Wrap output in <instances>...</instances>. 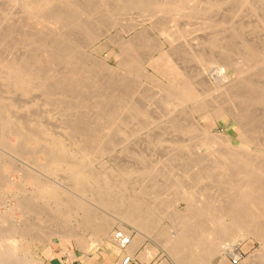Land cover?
<instances>
[{
    "label": "rangeland",
    "instance_id": "1",
    "mask_svg": "<svg viewBox=\"0 0 264 264\" xmlns=\"http://www.w3.org/2000/svg\"><path fill=\"white\" fill-rule=\"evenodd\" d=\"M49 1L44 10L31 13L21 1L0 0V64L6 58L17 57L31 68L25 87L18 88L0 76V228L15 226L14 231L8 230L7 235L0 238V243L5 244L2 246H8L4 251L12 253L8 262L0 261V264H71V261H74L72 264H114L117 253L121 252L115 249L118 244L111 236L125 229L130 232L131 240L142 237L143 241L152 242L164 260L183 264L180 261L183 253L174 252L170 242L186 224L187 218L198 216L200 207L212 206L216 202L215 196L218 194V198L221 193L213 179L216 174L207 168L199 171V166L192 167L191 162H201L211 150L222 149L226 144L235 145L230 147L236 152L239 149L237 154L240 156L255 154L254 157L264 158V99L257 97L260 85L264 84V0H138L139 3L130 6L121 5L118 0H90L93 8L87 12L83 10L87 0ZM80 6L79 11L77 8ZM79 15L83 16L76 18ZM48 30L63 39L64 43L58 49L51 46L52 34L47 33ZM91 31L96 35L90 36ZM60 32H63V37L58 34ZM249 45L261 53L251 55ZM160 55L165 61L161 57L157 59ZM162 61L165 64L162 65ZM216 66L229 73L226 83L235 84V91L229 94H217L216 90L212 95L207 93L213 85L207 78H211L218 68ZM159 67L161 69L157 71ZM168 67L170 71L166 69ZM211 67L215 70L211 71ZM245 67L247 70L244 72ZM171 68L178 71L183 68L191 76L187 83H191L193 89H206V95L201 96L204 101L201 113L207 116L201 123L210 132L223 133L228 137L219 145L214 139L210 147L201 145L200 140L194 141L197 138L192 133L195 132L177 131L168 117L154 124L134 109L141 105L152 111L158 109V114H162L180 105L177 111L185 106L184 110L199 117L193 112L190 102L181 104L168 93L172 86L169 79L176 73ZM248 77L259 83L258 87L249 85ZM214 98L217 100L215 103L210 101ZM230 110L246 118L248 125L257 124L263 128L261 133L255 134L253 142L248 143L235 132L237 123L230 117ZM145 122L148 128L139 133V126ZM158 130L163 133L153 136L152 133ZM58 137L66 150L69 149V157L82 156L77 150L83 147L89 156L95 153L91 159L94 162L88 169L100 179L106 175L112 179L111 198L118 199L123 193L137 204V214L142 215L141 223L126 220L122 215L124 208L108 207L79 190L64 166L60 171L49 164L51 170L42 169L47 163L44 159L49 149L57 147L53 141ZM167 157L174 158V163L169 164ZM142 162H149L151 169L159 170L147 171L141 166ZM183 163L188 165L184 166L187 172L181 170ZM29 169L36 176L40 174L38 177L41 179H48L59 190L57 195L50 199L42 198L35 186L34 175L26 178ZM54 172L58 174H52ZM171 175L175 177L170 178ZM122 181H126L125 185ZM189 194L196 201L191 207L187 201ZM72 195L80 200L83 196L89 199L92 214L89 220L65 200V197L73 198ZM21 204L23 207L28 205L31 210L27 206L25 211ZM203 218L208 227L205 237L211 243H205L207 250L203 246H194L191 252L201 257L191 264H264V228L254 226L253 233L231 229L228 235L218 237V231L213 229L216 225L212 227L211 219ZM222 218L230 220L226 214ZM101 219L114 222L105 235L94 231V225ZM234 241H237L235 250L229 248ZM222 254L225 260L220 263L219 255ZM127 255L131 254L123 251V256Z\"/></svg>",
    "mask_w": 264,
    "mask_h": 264
},
{
    "label": "bare ground",
    "instance_id": "2",
    "mask_svg": "<svg viewBox=\"0 0 264 264\" xmlns=\"http://www.w3.org/2000/svg\"><path fill=\"white\" fill-rule=\"evenodd\" d=\"M17 1H21L23 3V5L25 6V8L31 12V13H36V12H40V10H44L46 8V6L49 4V0H17ZM88 4H86V7H83V5H81L84 9L85 12H87L86 10L93 8L92 5V1L90 2V0H87ZM101 1V0H99ZM104 1V0H103ZM121 1V5L123 3L124 6H130L133 3H139L138 0H118ZM142 1V0H141ZM145 1V0H143ZM147 1V0H146ZM208 1V0H207ZM9 2V1H8ZM102 2V1H101ZM148 2V1H147ZM146 2V3H147ZM187 3V2H186ZM196 3V2H195ZM214 3V2H213ZM2 4V3H1ZM67 4V3H66ZM85 4V3H84ZM193 4V3H192ZM232 4V3H231ZM95 5V4H94ZM199 5V4H198ZM235 5V4H234ZM81 6L77 9H79ZM109 6V5H108ZM123 6V7H124ZM67 7V6H65ZM75 7V6H74ZM149 7V6H148ZM147 7V8H148ZM160 7V6H159ZM165 8V7H164ZM168 8V7H167ZM202 9V8H201ZM225 9V8H223ZM71 10V9H68ZM74 10V9H73ZM76 10V9H75ZM134 10V9H133ZM161 10V9H160ZM2 11V10H1ZM72 11V10H71ZM177 11V10H176ZM229 11V10H228ZM77 12V11H75ZM162 12V11H161ZM249 12V11H248ZM83 12H81L82 14ZM169 13V12H168ZM40 14V13H39ZM154 14V13H153ZM220 14V13H219ZM199 15V14H198ZM203 15V14H202ZM241 15V14H240ZM73 16V15H72ZM82 17L83 15H79L78 17ZM173 16V15H172ZM137 17V16H136ZM223 18V17H222ZM229 18V17H228ZM155 19V18H154ZM200 19V18H199ZM220 19V18H219ZM21 20V19H20ZM159 20V19H158ZM157 20V21H158ZM169 20V19H168ZM215 20V19H214ZM81 21V20H80ZM89 21V20H88ZM143 21V20H142ZM166 21V20H165ZM170 21V20H169ZM172 21V20H171ZM54 22V21H53ZM62 22V21H61ZM84 22V21H83ZM162 22V21H161ZM164 22V21H163ZM181 22V21H180ZM52 23V21H51ZM88 23V22H87ZM128 23V22H127ZM53 24V23H52ZM55 24V23H54ZM57 24V23H56ZM113 24V23H112ZM38 25V24H37ZM62 25V23L60 24ZM92 25V24H89ZM36 26V25H35ZM59 26V25H58ZM43 27V26H40ZM70 27V26H69ZM123 27V26H122ZM30 28V27H29ZM60 28V26H59ZM64 28V25H63ZM66 28V27H65ZM68 28V27H67ZM66 30H69L67 29ZM92 30V27H89ZM45 29V28H44ZM61 29V28H60ZM216 29V28H215ZM21 30V29H20ZM38 30V29H36ZM66 30H65V34L66 35ZM186 30V29H185ZM219 30V29H218ZM2 31V30H1ZM0 31V32H1ZM52 31V30H51ZM59 30L57 29V32ZM64 32V30H62ZM105 31V30H104ZM258 31V30H257ZM29 32V31H28ZM31 32V31H30ZM62 32V33H63ZM94 31L90 32V36L95 33H93ZM49 34H52L51 32H48ZM55 33V32H54ZM61 32L58 33L61 36L63 35ZM254 33V32H253ZM16 34V33H15ZM28 34V33H27ZM121 34V33H120ZM228 34V33H227ZM59 35V36H60ZM96 35V34H95ZM184 35V34H183ZM52 41H51V46H53V48L58 49L61 45H63V39H59L58 36H55V34H52ZM69 36V35H68ZM67 36V37H68ZM82 36V35H81ZM230 36V35H229ZM12 37V36H10ZM39 37V36H38ZM42 37V36H40ZM63 37V36H62ZM80 37V36H79ZM188 37V36H187ZM21 38V37H20ZM37 38V37H36ZM35 38V39H36ZM50 38V37H48ZM61 38V37H60ZM209 38V37H208ZM13 39V38H12ZM111 39V38H110ZM189 39V38H188ZM11 40V38H10ZM114 40V39H113ZM217 40V39H216ZM58 41L59 44H58ZM66 41V40H65ZM82 41V40H81ZM225 42V41H224ZM257 45V44H256ZM191 46V45H190ZM249 49V53L251 55H257L261 53V50L258 49H253L251 48V46H247ZM33 48V47H32ZM62 48V47H61ZM128 48V47H127ZM192 48V47H190ZM255 48V47H254ZM189 49V48H188ZM130 50V49H129ZM25 51V50H24ZM164 51V50H163ZM180 51V50H179ZM195 51V50H194ZM210 51V50H209ZM65 52V50H64ZM166 52V51H165ZM164 52V53H165ZM169 52V51H168ZM167 52V53H168ZM38 53V52H37ZM54 53V52H53ZM70 53V52H69ZM134 53V52H133ZM52 54V53H51ZM122 54V53H121ZM195 55H199V53H194ZM216 54V53H215ZM218 54V53H217ZM145 55V54H144ZM163 55V53H162ZM167 55V54H165ZM170 55V53H168V56ZM184 55V54H183ZM222 55V54H221ZM4 57V56H3ZM7 57V56H6ZM163 58V56H159V58H157L158 60ZM165 57V56H164ZM185 57V56H184ZM202 57V56H201ZM1 58V57H0ZM39 58V57H38ZM122 58V57H121ZM154 58V57H153ZM224 58V57H223ZM244 59V58H243ZM247 59V58H246ZM63 60V59H62ZM157 60V61H158ZM186 60V59H185ZM211 60V59H210ZM2 62V67L0 68V76H2L4 79H7L9 82L14 83L15 85H17L18 88H21V86H23L25 84V80L27 79L26 77L29 76V74L31 73V68L29 69L28 65H26V63H24L22 60H18L17 57L16 58H6L4 59ZM97 61V60H96ZM153 61V60H151ZM161 61V60H160ZM159 61V62H160ZM163 61L164 58H163ZM162 61V65L165 64ZM187 62V61H186ZM61 63V62H60ZM132 63V62H131ZM135 63V62H134ZM222 63V62H221ZM123 64V62H122ZM133 64V63H132ZM256 64V63H255ZM44 65V64H43ZM127 65V64H126ZM161 65V66H162ZM199 65V64H198ZM237 65V64H236ZM36 66V65H35ZM129 66V65H128ZM215 66V65H214ZM213 66V67H214ZM241 66V65H240ZM39 67V66H38ZM46 67V66H45ZM130 67V66H129ZM158 67V65H157ZM165 67V66H164ZM218 67V66H216ZM44 69V67H42ZM64 68V67H63ZM94 68V67H93ZM156 68V67H155ZM180 68V67H179ZM246 68V69H245ZM244 68V72L247 70V67ZM258 68V67H257ZM46 69V68H45ZM44 69V70H45ZM54 69V68H53ZM69 69V68H68ZM161 69L160 67L157 68ZM169 69L170 71V67L166 68ZM174 69H177L176 67H174ZM171 68L172 71L176 72L175 74H173L174 72H172L173 76L170 77V83H171V89H169L170 94H172V96L177 99V102L179 101L181 104L183 102H190V104H192V109L193 112H196L199 114V117H197L194 113H191V111H186L184 110L186 107H182L183 109L178 110V106L180 105H175L172 109L168 110V112H164L162 114H158V109L154 111H157V114H153L154 111H152L150 108V110L148 108H144L141 105L139 106H135L134 109L137 110V112H140L143 116L147 117L150 119V121H152V123H159V120H162L163 118H167L170 119V124L178 130H180V132L184 131H191V132H195L192 133L194 134L195 139L196 140H200V144L201 145H212L213 143V139L215 141H218V145L220 142H223L221 140H226L228 137L223 134V133H212L208 130L207 127H205V125L203 126L201 121L204 120L206 118L205 115H203L201 112L203 110V105H204V101H202L201 96L202 95H206V93L203 91H200V89L197 90L193 89V86L191 83H187V79L191 78L190 75H188V73L183 70L180 69V71L178 70H174ZM185 69V67H184ZM188 69V68H187ZM196 69V68H195ZM211 71L215 70V68L212 70V67L210 68ZM241 69V68H240ZM72 70V69H71ZM156 70V69H155ZM164 70V69H163ZM189 70V69H188ZM209 70V69H208ZM168 71V70H167ZM168 71V72H169ZM209 71V72H211ZM242 71V70H240ZM253 71V70H252ZM123 72V71H122ZM161 72V70H160ZM243 72V71H242ZM256 72V71H255ZM161 73H164V71H162ZM160 73V74H161ZM122 74V73H121ZM168 74V73H166ZM170 74V73H169ZM211 74V73H210ZM229 74V73H228ZM227 74V71L222 68V67H218L214 73H212L211 78H207V80H210L211 83H213L212 87L209 89V91L207 92L208 94H211L213 92V90L217 91V94H222V93H226L229 94L231 93V91H235L236 87L234 86L235 84H227L226 80L229 79V76ZM107 75V74H106ZM152 75V74H151ZM169 76V75H167ZM171 76V75H170ZM150 77V76H149ZM203 77V76H202ZM231 77V76H230ZM253 78V77H252ZM234 79V78H233ZM247 80L248 84L251 85L252 87L255 86V84L259 85V83H256L255 81L250 80V78L248 77ZM197 80V79H196ZM69 81V80H68ZM101 81V80H100ZM203 81V80H202ZM231 81V80H230ZM235 81V80H234ZM233 81V82H234ZM240 81V80H239ZM263 81V80H262ZM50 82V81H49ZM116 82V81H115ZM200 82V81H198ZM255 82V83H254ZM4 83V82H3ZM109 83V82H108ZM195 83V81H194ZM206 83V82H205ZM236 83V81L234 82ZM51 84V83H50ZM54 84V83H53ZM58 84V83H57ZM91 84V83H90ZM55 85V84H54ZM170 86V85H169ZM25 87V85H24ZM34 87V86H33ZM49 87V86H48ZM63 87V86H62ZM65 87V86H64ZM63 87V88H64ZM251 87V88H252ZM196 88V87H194ZM246 88V87H245ZM79 89V88H78ZM166 89V88H165ZM242 89V88H241ZM244 90V89H243ZM246 90V89H245ZM44 91V90H42ZM50 91V90H49ZM60 91V90H59ZM63 91V90H62ZM215 91V92H216ZM258 95L257 97H261V99H264V84L260 85L259 87V91H258ZM214 93V92H213ZM241 94V93H240ZM69 95V94H68ZM72 95V94H71ZM167 95V94H166ZM169 95V94H168ZM212 95V94H211ZM4 96V95H3ZM14 96V95H13ZM51 97V96H50ZM70 97V95H69ZM167 97V96H166ZM171 97V98H173ZM242 97V96H241ZM251 97V96H250ZM137 98V96H136ZM217 98V97H216ZM216 98H214L213 100H210L212 102L217 101ZM23 100L25 98H22ZM170 99V97H169ZM65 100V99H64ZM204 100V99H203ZM17 101V100H16ZM173 101V99H172ZM206 101V100H205ZM208 101V100H207ZM221 101V100H220ZM95 103V102H94ZM148 103V102H147ZM215 103V102H214ZM231 103V101H230ZM112 104V103H111ZM141 104V103H140ZM185 104V103H184ZM183 104V105H184ZM188 104V103H187ZM248 104V103H247ZM63 105V104H62ZM149 107H151V103H148ZM210 105V103H209ZM213 105V104H212ZM221 105V104H220ZM67 106V105H66ZM145 106V105H143ZM244 106V105H243ZM231 107V106H230ZM246 107V106H245ZM226 108V107H225ZM237 108V107H236ZM240 109V107H238ZM237 108V110H238ZM260 108V107H259ZM5 109V108H4ZM41 109V108H40ZM231 109V108H229ZM228 109V110H229ZM26 110V109H25ZM51 110V109H50ZM88 110V109H87ZM235 111V109H233ZM34 111V110H33ZM82 111V110H81ZM232 111V110H230ZM83 112V111H82ZM97 112V111H95ZM160 112V111H159ZM38 113V112H37ZM161 113V112H160ZM228 113V112H227ZM46 114V113H45ZM216 114V113H215ZM219 114L221 115L222 112H219ZM259 114V113H258ZM23 115V114H22ZM34 115V114H33ZM133 115V114H132ZM228 115V114H227ZM229 115L231 118H233L236 123L237 126L235 129V132L238 134V136L243 137V139H246L245 141H247L248 143L253 142L254 140V136L257 133H261V126L257 125V124H252V125H248L246 122V118L242 117L239 115V113L237 112L236 114L232 112H229ZM252 115V114H250ZM264 115V113H263ZM4 116V114H3ZM8 116V115H7ZM24 116V115H23ZM224 116V115H223ZM255 116V115H254ZM46 117V115H45ZM117 117V116H116ZM225 117V116H224ZM253 117V116H251ZM48 118V117H47ZM126 118V116H125ZM64 119V118H63ZM86 119V118H85ZM113 119V117L111 118ZM143 119V118H141ZM140 119V120H141ZM218 119V118H217ZM18 120V119H17ZM41 120V119H40ZM73 120V119H72ZM210 120V119H209ZM264 120V119H262ZM28 121V120H27ZM144 121V120H143ZM54 122V121H53ZM69 122V121H68ZM109 122V121H108ZM130 122V120H129ZM136 122V121H135ZM134 122V123H135ZM257 122V121H256ZM14 123V121H13ZM24 123V122H23ZM96 123V122H95ZM100 123V122H99ZM110 123V122H109ZM149 123V122H148ZM20 124V123H19ZM79 124V123H78ZM108 124V123H107ZM251 124V123H250ZM261 124V123H260ZM17 125V124H16ZM30 125V124H29ZM47 125V124H46ZM73 125V124H72ZM81 125V124H80ZM118 126V125H117ZM119 127V126H118ZM132 127V126H131ZM134 127V126H133ZM11 128V127H10ZM85 128V127H84ZM136 128V127H135ZM147 124L145 123H141V125L138 128V132L139 131H143L144 129H147ZM23 129V128H22ZM25 129V128H24ZM33 129V128H32ZM43 129V128H42ZM53 129V128H52ZM121 129V128H120ZM133 129V128H132ZM167 129V128H166ZM171 129V128H170ZM80 130V129H79ZM127 130V129H126ZM55 131V130H54ZM58 131V130H57ZM165 131V130H164ZM173 131V130H172ZM176 131V132H177ZM53 132V131H52ZM100 132V131H99ZM44 133V132H43ZM56 133V132H55ZM62 133V132H61ZM111 133V132H110ZM140 133V132H139ZM150 133H152L150 131ZM162 134V130L158 132H154L152 133V135L154 136L155 134ZM39 134V133H37ZM78 134V133H77ZM175 134V133H174ZM187 134V133H186ZM54 135V134H53ZM66 135V134H65ZM179 135V134H178ZM261 135V134H260ZM36 136V135H35ZM55 136V135H54ZM119 136V135H118ZM230 136V135H229ZM263 136V135H262ZM23 137V136H22ZM26 137V136H25ZM34 137V136H33ZM37 137V136H36ZM39 137V136H38ZM44 137V136H43ZM66 137V136H65ZM92 137V136H91ZM107 137V136H106ZM167 137V136H166ZM165 137V138H166ZM172 137V135H171ZM179 137V136H178ZM2 138V137H1ZM142 138V137H141ZM174 138V137H173ZM34 139V138H33ZM40 139H42L40 137ZM46 139V138H45ZM54 139V138H53ZM92 139V138H91ZM108 139V138H107ZM152 139V138H151ZM178 139V138H176ZM188 139V137H187ZM190 139V138H189ZM240 139V138H239ZM168 140V139H167ZM241 142L242 139H240ZM50 141V140H49ZM65 141V140H63ZM186 141V140H185ZM188 141V140H187ZM244 141V142H245ZM261 141V140H260ZM55 144H57V147H55L54 145V149H49V155L47 154V156L45 157L47 161H45L46 164H43L44 167L43 168H58L60 171V167L64 166L67 170V172L70 175V180H72L73 185L75 187H77L79 190H81L82 192L85 193H89L93 199H95V201L97 200L100 203L106 204L108 207H113V208H124L123 209V213L122 215H124L126 220H129L131 222H136L139 221L141 223V213L137 214V208L134 204L133 201H130V198L127 197L125 194H120L118 196V199H113L111 198V193L110 190L112 188V179L109 178V176L106 175V177L103 178H98L96 176L93 175V172L91 170L88 169V167L91 165V162L93 159V156H89L87 150L85 149V147L81 148V150H77L78 152L82 153V156H75L74 158L69 157V155L67 154L68 150H66V147H64L61 139L58 137L56 138L55 141H53ZM178 142V141H177ZM184 142L183 140L181 141V143ZM189 142V141H188ZM228 142V141H227ZM233 142V141H232ZM240 142V143H241ZM243 142V143H244ZM96 143V142H95ZM119 143V142H117ZM180 143V142H178ZM191 143V142H190ZM195 143V142H194ZM37 144V143H36ZM193 144V143H192ZM191 144V145H192ZM260 144V143H258ZM141 145V144H140ZM183 145H185V142L183 143ZM217 145V146H218ZM231 147H234L232 144H230ZM230 145L226 144L224 146V148L222 149H216L215 151H212L211 148L209 151L210 153L207 155V157L204 160H201V162H197L192 164L191 161H188L189 163L191 162V165H193L192 167L195 166H199L200 170L199 171H205L206 168L209 171L214 172L216 175L213 177V179L217 182V184L215 183V185H217L219 187V189L221 190V193L219 192V197L217 198L218 194L215 196L214 198V202L212 206H206V207H200L199 209V213L198 216L193 217H189L186 219V224L182 227V229L180 230V232L178 231L176 233V235L173 237L171 243V246L174 250V252L176 251L177 253L180 254V252L183 253V259H181V263L183 264H191L192 262L198 261V258L201 257V255L197 256L195 255V252L192 253L191 251L193 249H195V245L196 247L198 246H203L205 248V250L208 249V247L206 246L207 244L205 243H211L210 240H206L205 234L207 233V229L208 227L206 226V224L204 223V216L211 219L210 224L213 225L215 224L216 226L213 228L215 230L218 231V237H223L226 236L230 233L231 229H233L234 231L236 230H243V231H251V233H253V227L257 226L260 229L264 228V158L263 157H251L250 155H244L245 156H240L237 153L240 152V150L238 149L237 152L235 150H233V148L230 147ZM41 146V145H40ZM39 146V147H40ZM72 146V145H71ZM103 146V145H102ZM150 146V145H149ZM223 146V145H222ZM221 146V147H222ZM243 146H245L243 144ZM81 147V146H80ZM112 147V146H111ZM158 147V146H157ZM180 147V146H178ZM197 147V146H196ZM220 147V148H221ZM23 148V147H22ZM38 148V146H37ZM132 148V147H131ZM237 148V147H235ZM242 148V147H241ZM251 148V147H248ZM39 149V148H38ZM43 149V148H42ZM134 149V147H133ZM180 149V148H179ZM183 149V148H182ZM191 149V148H190ZM215 149V148H214ZM245 149V148H243ZM89 150V149H88ZM101 150V149H99ZM138 150V149H137ZM181 151V150H180ZM204 151V150H203ZM253 151V150H252ZM255 151V150H254ZM42 152V151H41ZM45 152V151H43ZM93 152V150H92ZM138 152V151H137ZM148 152V151H147ZM187 152V151H186ZM192 151H189V153H191ZM197 152V151H196ZM246 152L247 149H246ZM261 152V151H260ZM171 152H169L170 154ZM177 153V152H176ZM208 153V151H207ZM249 153V152H248ZM163 154V153H161ZM195 154V153H194ZM205 154V153H204ZM240 154V153H239ZM1 155V154H0ZM35 155V154H34ZM45 155V154H44ZM124 155V154H123ZM167 155V154H165ZM181 155V153H180ZM188 155V154H187ZM182 156V155H181ZM115 157V156H114ZM164 157V156H163ZM166 157V156H165ZM172 157V156H170ZM167 157L168 159V163L169 164H173L174 163V158H170ZM191 157V156H190ZM195 157V156H194ZM204 157V155H203ZM201 157V158H203ZM193 158V157H192ZM197 158V157H196ZM163 159V158H162ZM200 159V158H199ZM123 160V158H122ZM127 160V159H126ZM161 160V159H160ZM176 160V159H175ZM193 160V159H192ZM196 160V159H195ZM119 161V159H118ZM159 161V160H158ZM166 161V160H164ZM94 162V161H93ZM92 162V163H93ZM184 162V161H183ZM187 162V164H188ZM158 163V162H157ZM177 163V162H176ZM186 163V162H185ZM39 164V163H38ZM49 164V166H48ZM178 164V163H177ZM176 164V165H177ZM181 164V163H180ZM185 165L183 163V167H182V171H186L188 169H185L184 166H188ZM204 164H207L206 166ZM39 165H42L41 163ZM141 165V164H140ZM175 165V166H176ZM47 166V167H46ZM143 169H146L147 171H157L159 169L154 168L151 169V163L149 162H142ZM156 166V165H155ZM159 166V165H158ZM162 166V165H161ZM160 166V167H161ZM197 166V167H198ZM165 167L166 166H162ZM179 167V166H178ZM51 168L49 170H51ZM63 168V167H62ZM181 168V166H180ZM52 169V171H54ZM136 169V168H135ZM174 169V168H173ZM193 169V168H192ZM205 169V170H204ZM65 170V169H64ZM167 170V168H166ZM28 171H30V173L26 172L28 175L26 176V178L32 174L31 169H29ZM47 172V170H45ZM51 171V172H52ZM169 170H167L168 172ZM179 171V170H178ZM196 171V170H195ZM40 172V171H39ZM187 172V171H186ZM194 172V171H193ZM198 172V171H197ZM211 172V173H212ZM35 174V172H33ZM171 173V172H170ZM184 173V172H183ZM189 173V171H188ZM204 173V172H203ZM202 173V174H203ZM32 174V176L34 175ZM42 174V173H41ZM51 174V173H50ZM52 174H58V173H52ZM156 174V173H155ZM193 174V173H192ZM200 174V172H199ZM38 175V174H37ZM40 175V174H39ZM38 175V176H39ZM167 175V174H166ZM36 175L33 176V179H35V186L37 187V189L40 191V195H42V198L45 199H50L53 198L57 195V190L56 187L54 185H52V183H50V181H47L48 179L44 180L41 179V177H38ZM41 176V175H40ZM155 176V175H154ZM174 176L171 175L169 176L170 178ZM190 176V175H189ZM202 176V175H201ZM211 176V175H210ZM49 177V176H48ZM66 177V176H65ZM169 177L167 179H169ZM175 177V176H174ZM199 177V176H197ZM44 178V177H43ZM46 178V177H45ZM180 178V177H179ZM32 179V180H33ZM54 179V178H53ZM174 179V178H173ZM176 179V178H175ZM181 179V178H180ZM26 180V179H25ZM31 180V183H32ZM127 180V179H126ZM179 180V179H178ZM28 181V180H26ZM172 181V180H171ZM177 181V180H176ZM180 181V180H179ZM183 181V180H182ZM195 181V180H194ZM213 181V180H212ZM56 182V181H55ZM196 182V181H195ZM63 183V182H62ZM118 183V182H117ZM121 183H123L125 185L126 181H122ZM200 183V182H199ZM115 184V183H114ZM177 184V183H176ZM187 183H185L186 185ZM198 184V183H197ZM214 184V182H213ZM34 185V184H33ZM119 185V183H118ZM175 185V184H174ZM182 185V184H181ZM180 185V186H181ZM185 187V186H184ZM201 187V185H200ZM191 188V187H190ZM195 188V187H194ZM36 189V188H35ZM34 189V190H35ZM123 189V188H122ZM189 189V188H187ZM213 189V188H212ZM35 190V191H38ZM138 190V189H137ZM161 190V189H160ZM184 190V189H183ZM193 190V189H192ZM191 190V191H192ZM211 190V188H210ZM195 191V190H194ZM214 192V191H213ZM36 193V192H35ZM34 193V194H35ZM59 193V192H58ZM63 193V191H62ZM38 194V193H37ZM207 195V193H206ZM39 196V195H38ZM187 196V195H186ZM73 198H68L65 197V200H67V202L72 205V207L75 209L80 210V212L83 213V216L88 219L90 217H92L91 214V208L90 205L88 203H90L89 199L86 198L85 196H83V198L81 197L80 199H76L75 196H71ZM146 197V196H145ZM160 197V196H159ZM188 197V207H191L193 205H191L192 203H195L196 201L192 198V195L189 194ZM201 197V196H200ZM206 197V196H205ZM40 198V197H39ZM27 199V198H26ZM29 199V198H28ZM83 199V200H82ZM200 200V199H199ZM202 200V199H201ZM205 200V199H204ZM208 200V199H207ZM213 200V199H212ZM24 202V201H23ZM26 202V200H25ZM24 202V203H25ZM46 202V201H45ZM22 203V202H21ZM23 203V204H24ZM207 203V202H206ZM30 204V203H29ZM198 205V204H196ZM21 206L23 207V205L21 204ZM25 206V205H24ZM28 206V205H27ZM26 206V207H27ZM33 206V204H32ZM26 207H23V209ZM29 207V206H28ZM31 207V204H30ZM29 207V209H30ZM36 207V206H35ZM170 207V206H169ZM41 208V207H40ZM67 208V207H66ZM24 209V210H25ZM28 209V208H27ZM35 209V208H34ZM32 209V210H34ZM191 209V208H190ZM31 210V209H30ZM37 210V209H36ZM27 211V210H25ZM29 211V210H28ZM39 211V210H38ZM63 211V210H61ZM140 211V210H139ZM193 211V210H192ZM195 211V210H194ZM42 212V211H41ZM30 213V211H29ZM37 213V212H36ZM27 214V213H26ZM64 214V212H63ZM227 215L229 216V221H224L222 216L223 215ZM190 215V214H189ZM146 216V215H145ZM171 216V215H170ZM173 217V216H172ZM201 217V219H200ZM169 218V217H168ZM204 220H203V219ZM227 218V217H226ZM225 218V219H226ZM89 220V219H88ZM73 221V220H72ZM85 221V220H84ZM120 221V220H119ZM118 222V221H117ZM8 223V222H7ZM114 222L108 221L107 219H101L99 220L94 226V231L97 234H106L109 230V227L113 224ZM146 224V223H144ZM143 224V225H144ZM171 224V223H170ZM4 225V224H3ZM209 225V223H208ZM2 226V225H1ZM10 227L9 229L6 226H2L0 228V238L5 237V235H7L8 230L10 231H14L15 230V226ZM30 229V228H28ZM49 229V228H48ZM174 230V229H173ZM216 231V232H217ZM234 231L232 233H234ZM255 231V230H254ZM30 232V231H29ZM28 232V233H29ZM208 232L212 233V230H208ZM123 233L125 235H130V232L128 230L125 229V231H123ZM242 233V232H241ZM95 234V233H94ZM208 234V233H207ZM256 234V233H255ZM211 236V235H210ZM102 237V236H101ZM261 237V236H260ZM99 240V237H96ZM263 238V236L261 237ZM111 239H113L114 242H117L118 246L116 245L115 249L117 250V252H122L124 250H127L130 253H133L135 248L138 246V244L143 240L142 237H138L137 239H132L131 242L125 246H121V244L118 242L117 238H116V232H114V234L111 236ZM229 239V238H228ZM240 239V238H239ZM3 240V239H2ZM227 240V239H226ZM238 240V239H237ZM264 240V239H263ZM4 241V240H3ZM225 241V240H224ZM6 242V241H5ZM93 242V241H92ZM166 242V241H165ZM112 243V242H111ZM110 244V242H109ZM116 244V243H115ZM204 244V245H203ZM229 244V243H228ZM5 245L3 243H0V261H7L8 259L12 256L11 252H8L7 250L4 251V247L2 246ZM165 245V244H164ZM12 246V245H11ZM109 246V245H108ZM210 246V245H208ZM237 246V241H234L232 243L229 244V248H234L233 250H235ZM87 247V246H86ZM110 247V246H109ZM227 247V246H226ZM6 249H8V246L5 247ZM13 248V247H11ZM212 248V247H211ZM223 248V247H222ZM152 250V249H151ZM228 250V249H227ZM126 251V252H127ZM196 251V250H195ZM230 251V250H228ZM153 252V251H152ZM232 252V251H231ZM235 251H233L234 253ZM116 253V252H115ZM148 253V252H147ZM220 254V253H219ZM148 255V254H147ZM218 255V253H217ZM237 255V254H236ZM134 256V255H133ZM150 256V255H149ZM180 256V255H179ZM216 256V255H215ZM14 257V256H13ZM217 258V257H216ZM251 258V257H250ZM219 259H220V263L224 262L225 260V256L219 255ZM21 261V260H20ZM27 261V260H26ZM4 262V263H5ZM209 262V260H208ZM207 262V263H208ZM211 262V261H210ZM217 263L219 262L218 260L216 261ZM1 263V262H0ZM22 263V262H21ZM206 263V262H205ZM212 263V262H211ZM257 263V262H255ZM23 264H30V263H23ZM34 264V263H31ZM121 264V263H120ZM128 264V263H127ZM259 264V262H258Z\"/></svg>",
    "mask_w": 264,
    "mask_h": 264
},
{
    "label": "crops",
    "instance_id": "3",
    "mask_svg": "<svg viewBox=\"0 0 264 264\" xmlns=\"http://www.w3.org/2000/svg\"><path fill=\"white\" fill-rule=\"evenodd\" d=\"M124 251H127V250H124ZM126 253L131 254L132 256V261L129 262L128 264H172L170 262L171 260L169 262L167 260H164L165 258L160 256L159 252L157 253L152 242L150 241L148 242V240L146 241L142 240L138 244V246L135 248L133 253H130L128 251ZM123 257L124 256L122 252L117 253L114 264H120V263L125 264L123 263ZM73 262L74 261H71L70 263L72 264Z\"/></svg>",
    "mask_w": 264,
    "mask_h": 264
},
{
    "label": "built area",
    "instance_id": "4",
    "mask_svg": "<svg viewBox=\"0 0 264 264\" xmlns=\"http://www.w3.org/2000/svg\"><path fill=\"white\" fill-rule=\"evenodd\" d=\"M116 238L118 242L121 244V246H125L131 242V236L130 235H125L123 231H117L116 232ZM131 255H127L123 259V263H128L131 261Z\"/></svg>",
    "mask_w": 264,
    "mask_h": 264
}]
</instances>
